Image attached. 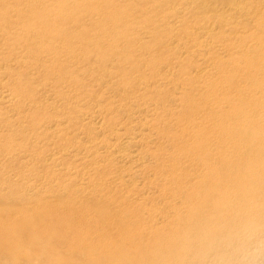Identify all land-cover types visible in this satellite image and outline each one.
Masks as SVG:
<instances>
[{
	"label": "rangeland",
	"instance_id": "obj_1",
	"mask_svg": "<svg viewBox=\"0 0 264 264\" xmlns=\"http://www.w3.org/2000/svg\"><path fill=\"white\" fill-rule=\"evenodd\" d=\"M101 1L0 0V211L94 193L111 214H154L149 227L162 230L178 202L162 172L170 157L189 165L171 147V114L188 82L230 54L205 37L230 0Z\"/></svg>",
	"mask_w": 264,
	"mask_h": 264
},
{
	"label": "bare ground",
	"instance_id": "obj_2",
	"mask_svg": "<svg viewBox=\"0 0 264 264\" xmlns=\"http://www.w3.org/2000/svg\"><path fill=\"white\" fill-rule=\"evenodd\" d=\"M117 1L101 3L117 11ZM263 2L225 3L220 32L205 37L219 40L230 54L188 82L178 100L182 110L171 114L179 120L171 147L189 165L170 157L169 169L162 172L165 195L178 200L168 205L172 213L163 221L168 229L149 227L154 214H111L94 193L89 204L41 199L29 209L5 206L0 211V264H190L192 257L194 264H213L202 253L218 229L234 230L249 221L264 227ZM234 47L240 50L232 53ZM229 65L235 68L227 70ZM238 77L247 89L236 86ZM195 96L206 106L192 103ZM180 136L191 145L177 143ZM189 167L195 170L187 174ZM178 169L183 173L176 174Z\"/></svg>",
	"mask_w": 264,
	"mask_h": 264
},
{
	"label": "clouds",
	"instance_id": "obj_3",
	"mask_svg": "<svg viewBox=\"0 0 264 264\" xmlns=\"http://www.w3.org/2000/svg\"><path fill=\"white\" fill-rule=\"evenodd\" d=\"M202 254L213 264H264V227L249 221L234 230L218 229Z\"/></svg>",
	"mask_w": 264,
	"mask_h": 264
}]
</instances>
